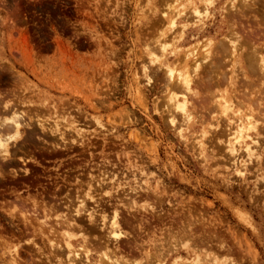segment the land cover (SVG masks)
<instances>
[{"label": "rangeland", "instance_id": "1", "mask_svg": "<svg viewBox=\"0 0 264 264\" xmlns=\"http://www.w3.org/2000/svg\"><path fill=\"white\" fill-rule=\"evenodd\" d=\"M259 58L264 0H0V264H264Z\"/></svg>", "mask_w": 264, "mask_h": 264}, {"label": "bare ground", "instance_id": "2", "mask_svg": "<svg viewBox=\"0 0 264 264\" xmlns=\"http://www.w3.org/2000/svg\"><path fill=\"white\" fill-rule=\"evenodd\" d=\"M248 40V39H247ZM222 45V44H221ZM224 46V45H223ZM261 58H259L258 59V61L257 62H260L259 64H257L258 66V68H260L261 70L263 69V67H264V59H262V60H260ZM250 62V61H249ZM254 62H251V66H252V64H253ZM253 67V66H252ZM251 67V68H252ZM254 68V67H253ZM198 69V68H197ZM195 71V70H194ZM263 71V70H262ZM261 71V72H262ZM263 73H264V71H263ZM212 77L210 76V77H208V81L207 82H209V81H211L210 79H211ZM202 83V82H201ZM184 85V84H183ZM205 85V84H204ZM184 107V106H183ZM13 110V109H12ZM183 110H184V108H183ZM15 114H17L16 113V111L15 112H12V115H13V117H14V115ZM186 115L188 116V114L186 113ZM3 117V116H2ZM13 117H8V118H2L1 120H0V127H1V125L3 126V128L4 127H6V129H11L12 130V132H8L7 134H3L5 131V129L3 130L4 132L2 133V131H1V129H2V127L0 128V140H3L4 141V143H5V147H3V148H0V158H3V159H5V158H8L9 156H11V153H10V148H9V143H10V141H12V140H9L8 138L9 137H16L17 135H20V128H21V126H22V122H18L19 123V127H17L16 126V124H13V123H7L6 121H8V120H10V119H12ZM244 123V122H243ZM40 125V127L44 130V126H43V124L41 123V124H39ZM242 125V124H241ZM227 126V125H226ZM241 127V126H240ZM239 127V128H240ZM227 128V127H226ZM242 129V128H241ZM49 129H47V131H48ZM226 130V129H225ZM10 131V130H9ZM44 132H46V131H44ZM49 132V131H48ZM48 132H46V133H48ZM51 134L52 135H55L56 133L57 134H59L60 135V137H61V139H62V142H64V146L65 147H63V148H65L66 149V144H65V141H66V139L64 138V135L60 132V130H58L57 128L56 129H52L51 131ZM226 132V131H225ZM240 132H241V130H240ZM229 140V139H228ZM15 141V140H14ZM57 143V142H56ZM59 144V143H58ZM58 144H54L55 146H57V147H59L58 146ZM229 144V143H228ZM230 147H231V149L233 150V151H238L239 150V146L237 147V145L233 142V143H231L230 144ZM60 148V147H59ZM232 153H234V152H232ZM239 156H240V154H239ZM21 161H24V160H21ZM25 163L27 162L26 160L24 161ZM25 165V164H24ZM89 189H90V187H89ZM86 197H89L91 200H93L92 198V196H90V193H89V190H88V192L86 193ZM84 203V202H83ZM82 203V201H81V203H80V206H84V204ZM133 207V206H132ZM74 211H75V213L76 214H79V210L76 208V209H74ZM95 211V210H94ZM88 213H89V211H88ZM87 213V214H88ZM96 213V212H95ZM70 216V215H69ZM88 216H89V218L90 219H92V220H94L93 218V212H90L89 214H88ZM104 216V215H103ZM65 218V217H64ZM63 218V220H64V224H66V225H64V226H72L73 225V222H70V221H68L66 218L64 219ZM112 219L114 220L113 221V225H112V227H114V228H116V230L115 229H113V230H115V231H120V224H119V222H118V220L120 219V216H119V214L115 211V213H114V215L112 216ZM75 225V224H74ZM63 226V225H62ZM72 227H74V226H72ZM115 231H112V232H114L115 233ZM121 234V233H120ZM120 234L119 233H117V235L115 236V237H113V241H117V240H119L120 238H122V237H124L125 236V234L124 235H121L120 236ZM118 236H120V237H118ZM59 247V246H58ZM55 248H57V247H55ZM61 249H62V247H60ZM59 248V249H60ZM79 249V248H78ZM82 249V248H81ZM67 250H68V252H69V256L70 257H68V259H69V262L71 263V264H85V263H87V260H86V258H87V256L85 255V257H82V254H81V250H77V249H73V248H71L70 246L69 247H67ZM83 251V250H82ZM110 253H114V251H109ZM72 255V256H71ZM150 256V255H149ZM152 256V255H151ZM85 258V259H84ZM104 258V257H103ZM105 258H106V254H105ZM153 258V257H152ZM107 259V258H106ZM105 259V261H107V262H103V264H110V263H108V260H106ZM154 259V258H153ZM82 261H84V262H82ZM102 261H104V260H102ZM156 261V260H155ZM69 263V264H70ZM113 264H124V263H120V261L116 258V260L113 262Z\"/></svg>", "mask_w": 264, "mask_h": 264}, {"label": "clouds", "instance_id": "3", "mask_svg": "<svg viewBox=\"0 0 264 264\" xmlns=\"http://www.w3.org/2000/svg\"><path fill=\"white\" fill-rule=\"evenodd\" d=\"M209 4H212L214 2V0H208ZM24 118V114L23 113H17L14 115V117L8 121H6L7 123H13V124H16L17 127H19V121L23 120ZM19 138H22V137H19V136H16V137H9L8 139L9 140H16V139H19ZM5 147V143L3 140H0V148H3Z\"/></svg>", "mask_w": 264, "mask_h": 264}, {"label": "flooded vegetation", "instance_id": "4", "mask_svg": "<svg viewBox=\"0 0 264 264\" xmlns=\"http://www.w3.org/2000/svg\"><path fill=\"white\" fill-rule=\"evenodd\" d=\"M63 147H65V146H63ZM62 146L60 147L61 149H65V148H63Z\"/></svg>", "mask_w": 264, "mask_h": 264}]
</instances>
